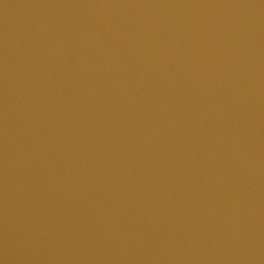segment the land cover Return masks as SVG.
Returning a JSON list of instances; mask_svg holds the SVG:
<instances>
[{
    "label": "water",
    "instance_id": "1",
    "mask_svg": "<svg viewBox=\"0 0 264 264\" xmlns=\"http://www.w3.org/2000/svg\"><path fill=\"white\" fill-rule=\"evenodd\" d=\"M0 264H264V0H0Z\"/></svg>",
    "mask_w": 264,
    "mask_h": 264
}]
</instances>
